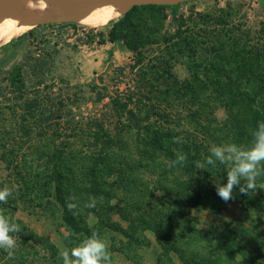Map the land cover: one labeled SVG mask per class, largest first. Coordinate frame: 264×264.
Wrapping results in <instances>:
<instances>
[{
	"label": "rangeland",
	"instance_id": "374dc122",
	"mask_svg": "<svg viewBox=\"0 0 264 264\" xmlns=\"http://www.w3.org/2000/svg\"><path fill=\"white\" fill-rule=\"evenodd\" d=\"M139 7L116 25L60 17L0 46V187L12 189L0 214L21 228L14 254L0 249V264H62L63 248L94 232L111 264H264V175L244 203L235 189L225 202L208 193L219 177L195 163L180 180L204 188L193 198H207L180 206L174 220L156 217L170 201L163 179L193 163L172 136L189 145L193 132L208 144L235 142L227 90L259 89L264 99V80L256 82L264 75V0ZM179 154L184 164L169 167ZM71 163L84 174L76 183ZM56 185L69 191L64 204L50 199ZM91 186L100 190L96 207L69 210L78 203L72 190Z\"/></svg>",
	"mask_w": 264,
	"mask_h": 264
},
{
	"label": "trees",
	"instance_id": "16d2710c",
	"mask_svg": "<svg viewBox=\"0 0 264 264\" xmlns=\"http://www.w3.org/2000/svg\"><path fill=\"white\" fill-rule=\"evenodd\" d=\"M159 7H169V6H155V5H147V6H141V8H159ZM140 8L139 6H133L130 10H128V12L125 14V16H123L120 20H118L117 22L113 23L112 21L109 22L110 24L116 25L117 23H121L122 21L125 20L126 16L129 15V13L134 10ZM22 37L19 36L18 39H20ZM10 43V42H9ZM252 55V54H251ZM255 55V54H254ZM255 59V57H253ZM209 68L211 70H214V66H209ZM248 73L249 75L254 78L255 80V67L251 66L248 69ZM219 73L217 72L216 75H218ZM256 79H258L256 82H260L261 80H264V75H260L258 76ZM213 84H216L213 82ZM216 85H220V84H216ZM215 85V86H216ZM230 85H233L231 83L228 84V87H230ZM218 87V86H217ZM219 88V87H218ZM219 93H217L218 96H221V98L225 97V92L224 90H221L219 88ZM226 96L229 97V104H230V108L235 109V112H233L231 114V122L234 124V130L233 135H234V139L235 142L244 146H248L252 140V136L251 133L252 131L255 129L256 124L258 121H264V99L260 98V92L259 89H255V93H250L247 90H242L239 87H231L229 88V90H227L226 92ZM188 136L193 137L195 141H191V145L185 143V140L179 139L178 144L182 146V148L184 150H186L188 153H194V155H192L191 159H192V165H190L189 167L185 168V172L184 174H180L178 175L177 178L173 177L172 181H170L167 178L163 179L164 182L168 183L166 186H164V189L162 188L163 192L167 193V197L170 199L169 203L165 206H163L162 204H160V206L158 207V211L156 212V217L158 219H169L172 220L176 214L178 215V212L175 211L177 210V208H180V206L182 208H187V207H199V204L201 202V200H205L207 197L204 196V198H199L198 200L192 197V194L196 191V190H202V194H204V188H200L198 189L196 187V185L194 183H185V181H181L180 178L182 177H187V174H189V177H192V175L195 172V163L200 164V162H204L206 156L208 155V148L209 146L216 144H208L206 143L204 140H202L200 138V136H198L197 132H193V133H188ZM173 138H177V135H173ZM167 139L169 137H166ZM171 139V138H170ZM203 158V159H201ZM76 164L75 163H71L70 167L67 169V171L69 173H71L72 178L71 181L76 183L78 181V178L81 176H83V172H75V168H76ZM208 168V167H207ZM211 168V167H209ZM223 168H225V166L223 165H218L216 168H211L212 172L214 175H216L217 177H219L220 182L222 183L223 180L226 177V172L227 170H223ZM80 169V168H79ZM78 169V170H79ZM77 170V171H78ZM169 173V175H173L171 174L172 171L168 170L167 171ZM167 173V174H168ZM50 178L52 180V178H55L56 180H64L63 179V175L61 173H52L50 174ZM90 180L96 181L97 177H95L94 173L90 174ZM236 191L239 192L238 189H235ZM100 190H96L93 189L92 186L90 188H84V189H79V188H74L72 190V192H74L75 195H73V197H76L78 200V203H76V201H74L75 199H73L70 203H76L78 205V208L75 209L74 212H77L78 210L81 209V207H85V205L91 200V197L94 195H99ZM212 192V193H211ZM251 192V191H250ZM249 192V193H250ZM53 193H55V197L53 195H50V199L53 198L55 200L56 203L58 204H64L63 201V197L67 196L69 191H67V193L65 192V189L63 186H61L59 188V186H55L53 188ZM209 194L215 196V194L217 193L215 189H212V191H208ZM70 195V194H69ZM87 195V196H86ZM246 194H241V200L244 203L247 198L245 197ZM164 202V201H163ZM174 220V219H173ZM160 224V223H158ZM179 233V231L176 233L174 232V236L173 234L170 236H173L174 239L178 240V243L183 244L184 240H183V236L179 237L177 234ZM181 234H183L180 231ZM185 249H188L187 246L185 248H183V250L185 251ZM182 251V250H181ZM183 252V251H182ZM197 257V255H195ZM198 262L200 264H223V262H221V260L219 258H215L213 260H209V259H204V258H199Z\"/></svg>",
	"mask_w": 264,
	"mask_h": 264
},
{
	"label": "clouds",
	"instance_id": "9594fccd",
	"mask_svg": "<svg viewBox=\"0 0 264 264\" xmlns=\"http://www.w3.org/2000/svg\"><path fill=\"white\" fill-rule=\"evenodd\" d=\"M252 140L248 146L236 142L213 144L208 148V155L203 164L197 168H216L223 165L227 168L223 182H215L217 195L227 202L233 198V190L241 194L256 191L258 177L264 175V121H258L251 133ZM173 142H179L174 138ZM186 160L184 154H179L169 163V167L182 166ZM12 195L8 186L0 187V203H6ZM97 200L91 199L85 207H96ZM69 210L78 208L76 203H67ZM21 231L20 225L6 215L0 214V249L11 257L17 246L14 233ZM62 264H111V257L106 241L97 233L82 241L78 246L63 248L60 252Z\"/></svg>",
	"mask_w": 264,
	"mask_h": 264
},
{
	"label": "bare ground",
	"instance_id": "6f19581e",
	"mask_svg": "<svg viewBox=\"0 0 264 264\" xmlns=\"http://www.w3.org/2000/svg\"><path fill=\"white\" fill-rule=\"evenodd\" d=\"M130 8L127 2L109 6H98L87 10L70 11L50 0H17L0 20V46L31 30L34 25L52 21L73 20L78 24L100 27L118 19ZM51 9L52 18L43 12Z\"/></svg>",
	"mask_w": 264,
	"mask_h": 264
},
{
	"label": "water",
	"instance_id": "95a60500",
	"mask_svg": "<svg viewBox=\"0 0 264 264\" xmlns=\"http://www.w3.org/2000/svg\"><path fill=\"white\" fill-rule=\"evenodd\" d=\"M17 0H0V20L10 10L12 5ZM57 4L59 7L75 11V10H87L98 6H109L120 2H127L130 4V8L133 6H175L185 0H50ZM129 8V9H130Z\"/></svg>",
	"mask_w": 264,
	"mask_h": 264
}]
</instances>
